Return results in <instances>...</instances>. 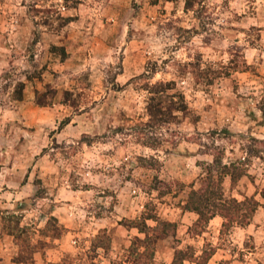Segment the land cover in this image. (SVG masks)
Listing matches in <instances>:
<instances>
[{
  "label": "rangeland",
  "instance_id": "obj_1",
  "mask_svg": "<svg viewBox=\"0 0 264 264\" xmlns=\"http://www.w3.org/2000/svg\"><path fill=\"white\" fill-rule=\"evenodd\" d=\"M160 83L170 89L152 94ZM160 97L186 109L170 123L151 118L149 105ZM263 106L264 0H0V152L45 155L60 171L59 186L47 176L25 192L39 222L54 217L57 205L86 215L89 234L118 217L130 231L144 214H156L175 219L177 234L157 242L152 264H172L181 247L198 251L197 235L207 229L185 217L191 186L205 190L207 169L219 159L241 165L246 181L264 178ZM171 154L213 161L197 158L199 176L188 184L186 165ZM225 179V197L236 198ZM11 197L0 192V206ZM0 209L11 228L26 214ZM37 231L34 224L23 238L34 244ZM231 233L218 245L257 264ZM40 236L39 247L55 246ZM93 256H65L62 264H94Z\"/></svg>",
  "mask_w": 264,
  "mask_h": 264
},
{
  "label": "crops",
  "instance_id": "obj_2",
  "mask_svg": "<svg viewBox=\"0 0 264 264\" xmlns=\"http://www.w3.org/2000/svg\"><path fill=\"white\" fill-rule=\"evenodd\" d=\"M171 155L172 157H178L180 159V162L183 163L184 166L186 165L185 168H183L185 175L183 176L182 180L188 184L193 183L199 176V173H196V170L199 169V163L197 164V161L195 160L202 157V155L197 154V156L193 157V160L195 159L194 161H192V158H190V156H186L183 154L177 156H175V154ZM209 157H202V160H208L209 162H212V157ZM58 175H60L59 167H57L55 163H51L50 161H48V158L45 155H37L36 153L31 154L29 152H0V192L5 193L6 195L9 194L10 196H12L11 198H13L11 202L7 204L5 203V206H0V208L4 209L7 213H10L11 211L17 212L21 210L23 213H26L25 215H21V226L26 228L27 230L32 225L37 224V227L39 228V231H37L39 235L37 236L39 239L33 244L37 246V249L35 250L33 256L35 264H62L65 256H71V259L76 260L77 262L81 261L80 258H87V255L93 252L95 253V256L91 257V259H93L91 260V262H93L94 264H112L114 260H121L119 257L122 251L121 249H124L123 243H125V248L127 251L131 247V240H133L135 237H144L143 234L139 233L137 228L129 227L130 231L124 228L119 223L121 219L118 216L117 220H110L108 218V220L114 223V228L107 227L106 223H104L103 225L100 224L99 228H93V233L89 234L85 232L88 229V226H86L87 223L85 221L86 215H77L75 212L70 211L72 209L71 205H69L70 210H68V213L65 214L62 212L63 208L57 205L54 206L51 215L56 217L59 223L62 224L68 230V232L62 238L52 241L53 244H55V246H53L52 248L48 249L39 247V243L41 242V240H43V238L40 236V230L44 229L47 223L44 222V220V223L39 222V216H37L36 218L32 217L35 216V210H30V207L28 206V204L30 203L29 198L32 196V193L26 194L25 192L27 190H29V192H32L35 186L42 185L39 179L45 182L47 176L52 179L55 186H59V180L58 178H56L58 177ZM35 176H37V179H35ZM244 177L238 181L239 183L243 182V186L240 187L238 185L237 187V184H235L234 187L236 188H234L235 190L233 191H236L237 194H234V196L237 199L239 197L241 199H245L246 197L255 196V199L260 202L261 206L254 214V217L248 226H233L231 228L232 233L230 237L231 243H234L233 245L236 244L239 246V248L241 247L243 251H247L245 257L248 258V260L252 261V263L256 262L258 264V261L255 258H258V256H260V251L264 250V199L261 197V193L257 192L256 190L257 186H259L260 184H262V187L264 188V178L252 182L250 180L246 181V176ZM34 179L37 181H34ZM225 183L228 184V186L233 184L230 177H226ZM191 187H193L194 189L193 185ZM239 190L242 191L239 192ZM42 199L44 200V198ZM18 200L21 201L20 203H18V205H16ZM131 209L132 208H130V213L128 216H136V214H134L135 210L133 212L131 211ZM37 211L38 212L36 213L38 214L39 209ZM78 211L87 214L85 208L80 207L78 208ZM28 213H30V215H28ZM2 214L3 212H0V215ZM186 216H193V218H195V222H197L198 220V215L194 212L185 211V217ZM82 217L84 218L82 219ZM103 221L105 220L102 219L101 222ZM166 221L173 223L176 222L175 219L172 220L171 217H168ZM223 223L224 220L221 217L217 216L210 221L207 227H205L207 231L197 235L198 244L195 247L198 251L194 249L196 256L199 257L205 250H208L207 247H205V244L210 243L212 240L211 249L209 250H213L214 253L206 264H220L221 262H228V264H243L237 259V255L231 252L232 250L228 249L227 247H221L220 245H218L222 236L224 235L222 234ZM108 224L111 223L108 222ZM93 225H95V223H93ZM154 225H156V223L149 226ZM106 228H108V231L106 230ZM101 230H105L110 238H112L110 248L108 250L106 248L100 247L93 251V239ZM125 230L126 232H124ZM111 234H113V236H111ZM48 240L50 241V239ZM250 242L251 246L250 248H248L249 246L247 245ZM190 244L191 241L188 243V245L190 246ZM187 248L188 247H186L185 249ZM180 249L184 248L181 247ZM19 251L20 247L15 240V236L9 234L5 230L3 218L2 216H0V264H15L13 260L19 254ZM185 263L196 264L188 261H186ZM246 264L249 263L247 262Z\"/></svg>",
  "mask_w": 264,
  "mask_h": 264
},
{
  "label": "trees",
  "instance_id": "obj_3",
  "mask_svg": "<svg viewBox=\"0 0 264 264\" xmlns=\"http://www.w3.org/2000/svg\"><path fill=\"white\" fill-rule=\"evenodd\" d=\"M158 0H154V4ZM167 2H175L176 0H165ZM171 83H160L155 85L150 92L152 94L163 93L170 89ZM20 90L15 96V100H23V89L24 84L20 83ZM183 104V103H182ZM186 106L177 105L172 102L170 107L164 105L162 98L158 101L152 98V103L149 105L150 117L161 116L164 121L170 123L175 120V112L183 111ZM264 112V106L261 108ZM172 119V120H171ZM208 175L205 180L206 189L197 191L192 189L189 193L188 199L184 206L185 211L194 212L198 215V220L195 223L197 228H205L210 221L219 216L224 220L222 225V234L228 231L233 226L238 225L241 227L248 226L256 211L261 206L260 202L255 197H246L243 201H239L236 198H226L223 187V179L230 177L233 185L236 184L241 178L247 175L243 171L241 165L231 163L229 165L224 164L221 159L215 160L214 165H209L207 169ZM261 197L264 199V189L261 191ZM10 220V219H8ZM148 221L156 223L155 226H149ZM11 222V221H10ZM3 224L5 230L15 236V240L20 247L19 254L14 258L15 264H35L34 253L37 249L36 245L30 243L27 239H24V234L27 233V229L21 226V220L16 221V226L11 228L7 221L3 218ZM52 227V230H50ZM130 228H137L139 233L143 234L144 237H135L132 241L131 247L128 252L126 259L114 260L112 264H152L156 244L161 238L175 237L177 232V224L166 220H160L156 214H144L139 220L132 223ZM68 230L60 225L56 217H51L45 226L41 230L42 236L50 241L62 238ZM44 244L43 241L39 243ZM43 245V246H44ZM111 240L106 235V231L101 230L98 235L93 239L92 249L95 251L97 248H106L109 250ZM213 250H205L201 256L197 257L194 248L188 247L187 249H175V254L172 264H185L186 261L193 262L196 264H206L211 256ZM220 264H228V262H221Z\"/></svg>",
  "mask_w": 264,
  "mask_h": 264
}]
</instances>
